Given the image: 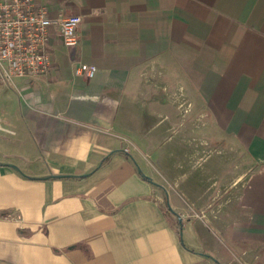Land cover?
Returning a JSON list of instances; mask_svg holds the SVG:
<instances>
[{
  "label": "crops",
  "instance_id": "obj_1",
  "mask_svg": "<svg viewBox=\"0 0 264 264\" xmlns=\"http://www.w3.org/2000/svg\"><path fill=\"white\" fill-rule=\"evenodd\" d=\"M35 1L81 24L0 86V264H264V0Z\"/></svg>",
  "mask_w": 264,
  "mask_h": 264
},
{
  "label": "built area",
  "instance_id": "obj_2",
  "mask_svg": "<svg viewBox=\"0 0 264 264\" xmlns=\"http://www.w3.org/2000/svg\"><path fill=\"white\" fill-rule=\"evenodd\" d=\"M78 15L49 16L48 9L35 0H0V86L13 87L15 79L30 82L51 68L49 31L54 27L62 44L77 45ZM95 68L78 64L73 73L85 79Z\"/></svg>",
  "mask_w": 264,
  "mask_h": 264
},
{
  "label": "water",
  "instance_id": "obj_3",
  "mask_svg": "<svg viewBox=\"0 0 264 264\" xmlns=\"http://www.w3.org/2000/svg\"><path fill=\"white\" fill-rule=\"evenodd\" d=\"M11 168H13V169H15V170H17L18 171V169L15 167V166H13V165H9ZM168 209H170V207L168 206ZM171 210V209H170Z\"/></svg>",
  "mask_w": 264,
  "mask_h": 264
}]
</instances>
